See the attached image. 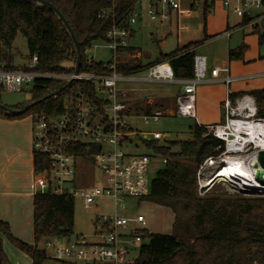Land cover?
<instances>
[{"label":"trees","instance_id":"trees-1","mask_svg":"<svg viewBox=\"0 0 264 264\" xmlns=\"http://www.w3.org/2000/svg\"><path fill=\"white\" fill-rule=\"evenodd\" d=\"M44 1L63 15L79 43L80 72L109 74V63L89 64L85 51L105 42L114 22L118 27L129 30L124 17L137 0ZM111 8L112 14L99 18L102 11ZM18 32L26 39L31 60L37 58L38 72H66L60 67L61 64L76 58L71 38L50 10L29 0H0V61L8 68H15L6 50ZM132 33L130 29V38ZM198 45L191 43L171 53L160 54L155 62L147 65L142 62L121 63L116 66V71L132 77L146 72L155 64L168 62L175 79L187 80L193 77L195 56V52L189 50ZM244 49L229 50L228 61L242 60ZM64 85L65 82L61 81L37 80L30 90V100L23 105L10 107L23 113L18 117H9L0 110V118L20 120L34 113H43L48 117L61 115L66 98L77 89L95 98L92 88L84 82H74L57 96H50ZM249 95L255 101L257 118L264 119V90L252 91ZM230 98L234 100L237 96ZM35 102L38 103L31 106ZM96 105L100 107L97 102ZM156 109L160 108L146 105L137 111V115L149 116ZM188 134L190 137L182 141L171 140L163 144L143 141L137 145V150L143 148V155L162 164L156 172L153 171L149 195L142 200L168 208L173 214V223L171 235L149 234L144 238L147 243L141 246L135 264H264V196L198 197L197 173L206 160L221 156L224 144L209 134L204 126L196 123L189 127ZM79 152L86 155L84 148ZM89 153H93V150ZM46 163L45 157L33 154L34 173L45 168ZM73 225V198L49 194L33 196L35 243L52 238L69 239ZM2 238L27 255L32 264H42L48 259L46 253L38 250L36 245L31 246L14 238L9 226L0 221V264H10L2 250Z\"/></svg>","mask_w":264,"mask_h":264},{"label":"built area","instance_id":"built-area-1","mask_svg":"<svg viewBox=\"0 0 264 264\" xmlns=\"http://www.w3.org/2000/svg\"><path fill=\"white\" fill-rule=\"evenodd\" d=\"M183 4L186 7L183 8ZM220 5L230 11L239 23L228 28L222 34L229 38L233 33L248 29L257 35H264V0H137L128 10L126 20L129 30L118 27L114 22L111 30L102 42L110 51L112 59L107 75L82 73L75 75L73 71L45 72L36 70L37 58L33 57L30 65L20 68H8L0 61V90L9 93H21L25 88L30 90L37 80H54L67 82H84L92 88L95 98L87 92L77 89L66 98L64 112L61 115L48 117L43 113L30 115L31 145L33 154L47 159L46 167L35 173L36 194H49L70 198H80L86 209H91L98 200H112L113 208L124 211L127 200H142L149 195L152 160L149 156L136 153L137 145L143 141L165 143L175 140L166 133H141L133 130L127 121L128 108L125 104V92L119 91L118 83L134 82L135 79L116 71L120 63L118 58L126 54L130 48V29L138 25L144 16L158 26H169L171 15L177 17L200 10L207 15ZM113 8L102 11L99 18L113 13ZM99 44L85 51L88 54ZM195 52V48L189 50ZM137 55V51L131 50ZM224 74L219 78V74ZM212 82L228 86L234 81L228 69L213 68L209 72ZM144 83L179 84L181 91L175 96V108L172 116L196 120L195 94L199 84L207 81L206 58L195 54L193 58V77L187 80L174 78L168 62H161L150 67L145 76L139 80ZM67 90V89H66ZM30 96V91L28 93ZM230 91L223 102L224 122L205 127L209 134L224 144L222 155H244L256 144L251 140L249 131H243L237 137L232 128L239 124L256 123L264 126V119L256 116L254 99L242 95L231 100ZM30 99V97H29ZM100 104V107L96 105ZM142 116V115H141ZM165 113L155 110L149 116H142L145 126L150 122H158ZM244 140H247V142ZM241 145L239 151L228 152L229 148ZM86 155H80V149ZM93 150V153H89ZM261 150V149H260ZM253 151V152H252ZM259 151V150H258ZM257 151V152H258ZM255 152V153H257ZM93 158V160H92ZM98 165L102 170L100 184L81 188L77 186L76 174L78 162ZM209 182H198V191L208 188ZM145 222L141 215L126 217L113 215L98 217L96 228L89 240L85 236H76L73 240L65 238L46 239L45 247L52 252V258L66 262H82L84 264H135L144 238L149 235L140 229Z\"/></svg>","mask_w":264,"mask_h":264},{"label":"rangeland","instance_id":"rangeland-1","mask_svg":"<svg viewBox=\"0 0 264 264\" xmlns=\"http://www.w3.org/2000/svg\"><path fill=\"white\" fill-rule=\"evenodd\" d=\"M200 10L192 11L189 14L182 16L179 20V32L172 25L171 28L168 26H158L151 23L146 16L143 17L142 21L132 28V37L129 39L130 48L137 51L141 57V62L143 65L153 63L159 57L160 54H168L175 51L177 48H181L187 45L189 42H201V45L197 49V53L204 55L207 58V69L209 70L211 66H222L223 61H228V50H236L239 47H245L244 55L249 52H253V48H256L259 57L258 59L250 60L253 63L254 71L258 62L264 61V36L261 41L255 42V45L248 41H243V36L248 33V29L239 30L227 40L224 38H213V36L220 34L225 30L226 22L229 26H234L238 24V20L230 15H228L227 10L217 7L214 12L203 16ZM152 34V36H151ZM204 37L206 41L203 42ZM255 39V38H253ZM189 41V42H188ZM99 45L92 49V52L88 54V59H92L95 63H108L112 59L110 51L105 47L104 44L98 43ZM7 53L11 55L12 66L15 68L27 67L31 63V57L28 53L26 39L21 33H17L14 41L12 42L10 48H8ZM133 53L128 52L125 56H119L118 62L121 63H131L137 64L138 59L133 57ZM123 56V57H122ZM136 56V55H134ZM249 57H253L250 54ZM124 58V59H123ZM125 60V61H124ZM234 61V62H241ZM253 74V73H249ZM244 74V75H249ZM145 76L144 73H139L133 75L131 78L135 79L134 82H123L118 83L119 91L125 92V104L128 108V118L127 121L133 130L141 133L148 132H158L166 133L171 138L175 140H186L190 137L188 134L189 127H192L196 122L188 118H180L174 116H167L160 118L158 122H150L149 125L145 126L142 121V116L137 115V111L143 109L147 105V99L154 94V88L157 92L165 97L171 98L172 95L181 88L179 84H164L156 85L153 83H144L139 80ZM212 84H199L196 88L197 92L201 88H212ZM30 89L25 88L21 93H9L7 90H0V104L6 107H14L17 105H23L28 102ZM151 106H157L160 109L156 110H167L172 112L174 110L173 100H151ZM149 106V105H148ZM165 113V111H164ZM29 118V116L25 117ZM23 118V119H25ZM198 121V119H197ZM31 122V120H30ZM159 144H163L158 142ZM173 151L175 150L172 149ZM251 152V148L249 150ZM247 152L244 155H222L215 159L206 160L200 167L197 173V185L199 181L211 182L215 176H213L215 170L222 165V161L226 157L231 159L240 158L246 159L251 155ZM253 152V151H252ZM136 153H144L143 148H138ZM162 167L156 159L152 161L151 174L149 178L154 177L153 171ZM102 170L98 165H91L87 162H78L76 183L78 187L86 188L92 187L101 183L102 180ZM199 186V185H198ZM197 195L200 198L205 196H264V191H254V190H242L230 185L223 179H215L209 188H204L198 191ZM128 207L122 212L118 209L113 208V202L110 199L103 198L97 201V207L94 205L91 209H86L83 206L82 200L80 198L74 199V225L73 233L69 237L73 240L76 236H85L90 241L93 240L92 236L96 228V219L98 217L111 216L116 212L118 215L133 217L141 215L144 217L145 222L140 229H144L148 234H159V235H171L172 234V223L173 214L165 207H161L152 204L147 201L139 200H127L125 202ZM16 230L20 235H23L24 239L21 240L31 246L37 247L38 250L44 251L48 259L42 264H84L82 262H64L52 258V252L45 247L46 240L39 243H35L34 236L32 232L28 229L16 227ZM11 232V231H10ZM12 234V233H11ZM13 236V235H12ZM14 237V236H13ZM15 238V237H14ZM27 241V242H25ZM147 243V242H144ZM2 250L10 264H32L31 259L16 249L11 243L2 238ZM98 264V263H97Z\"/></svg>","mask_w":264,"mask_h":264},{"label":"crops","instance_id":"crops-1","mask_svg":"<svg viewBox=\"0 0 264 264\" xmlns=\"http://www.w3.org/2000/svg\"><path fill=\"white\" fill-rule=\"evenodd\" d=\"M185 7L186 4H183V8ZM217 7L221 6H215L212 12H214ZM221 8L224 9L223 7ZM227 12L228 15L236 18L230 11ZM201 14L203 16L205 15L203 13ZM181 17L182 16L177 17V14L173 13L168 27L171 28L173 25L179 32V20ZM232 26H229L226 22L225 30ZM223 32L213 36V38H224L222 36ZM233 35L234 33L226 39H231ZM263 36L264 35L254 34L248 30V33L243 36V41L246 42L249 40L251 44L255 45L256 40L259 42V37H262V40ZM205 39L206 37H204V40L202 41L205 42ZM194 43L199 44L195 48V54L201 55L197 53V49L201 45V42L197 41ZM188 44L191 43L189 42ZM250 54H253V57H249ZM125 55L126 54L123 56ZM134 57L138 59V62H141L139 53H137L136 56L133 55L132 58ZM258 57L259 54L256 48H253V52H249L245 55L241 62L223 61L222 66H211L209 70L207 69V81L203 84H212L213 86H211L212 88L207 89L201 88L198 90L197 96L195 94V122L197 125L208 127L222 124V121L224 122L223 102L226 99L228 91H230L231 96H237L238 98L241 95H249L252 91L264 90V61L258 62L255 71L252 66L253 63H250L251 59L255 61ZM225 67L228 69L229 75L234 81L228 86L222 83L212 82L209 76L210 70L213 68L222 69ZM223 77L224 74L220 73L219 78ZM153 84L164 85L162 83ZM157 90L158 89L155 90L154 88V95L146 98L148 101L147 105H151V100L155 101L159 99L173 100L174 103L175 96L181 91V88L177 89L171 98L159 94ZM160 111L163 113L165 111V114L168 113L167 116H172L174 110L170 113L164 109ZM30 120L31 119L29 118L20 120H6L0 118V221L6 223L9 226L12 235L20 241L23 240L24 237L23 235L16 233L18 232L16 227L28 229L33 235V196L37 192L33 168ZM95 206L97 207V204Z\"/></svg>","mask_w":264,"mask_h":264},{"label":"bare ground","instance_id":"bare-ground-1","mask_svg":"<svg viewBox=\"0 0 264 264\" xmlns=\"http://www.w3.org/2000/svg\"><path fill=\"white\" fill-rule=\"evenodd\" d=\"M249 131L251 135V140L257 145L255 151L246 159L240 158H229L226 157L222 161L223 167H219L215 170L216 173L213 174L215 178L211 181V184L207 186L208 188L212 185L215 179H223L227 182H230L232 187L242 189V190H254V191H264V186L259 185L255 180V174L258 171L253 168V165L256 163V153L258 150L264 151V126H261L256 123H250L248 125L239 124V126L233 127L232 132L237 137L243 131ZM247 140H244V142ZM241 145H235L232 148H229L227 154L233 151H239ZM208 181V180H207ZM206 181V182H207Z\"/></svg>","mask_w":264,"mask_h":264},{"label":"water","instance_id":"water-1","mask_svg":"<svg viewBox=\"0 0 264 264\" xmlns=\"http://www.w3.org/2000/svg\"><path fill=\"white\" fill-rule=\"evenodd\" d=\"M31 2H34L37 6H44L46 7L48 10H50L56 17L57 19L61 22V24L63 25V27L65 28L67 34L69 35V37L71 38L73 45L75 47V52H76V58L74 61L71 62H66L61 64V68L63 70L66 71H73L75 75L79 74L80 72V66H81V53H80V48H79V43L77 42L71 28L69 27V25L67 24L66 20L64 19L63 15L50 3L44 1V0H29ZM73 83L72 80H69L65 83V85L60 89L57 90L55 92H53L50 96L51 97H55L58 94H60L62 91L66 90L71 84ZM38 102L33 103L31 106L36 105ZM0 110L3 111V113L6 116L9 117H18L20 116L23 111L17 110V109H13L10 107H6L0 104ZM93 160V158H92ZM223 167V166H221ZM254 169H257L258 171L255 174V180L256 182L261 185L264 186V151L263 150H259L256 153V163L253 165Z\"/></svg>","mask_w":264,"mask_h":264}]
</instances>
